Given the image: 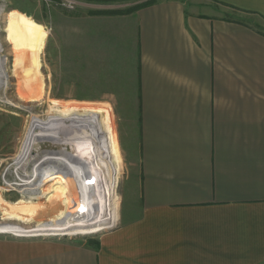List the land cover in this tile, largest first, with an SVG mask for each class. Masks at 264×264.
I'll return each mask as SVG.
<instances>
[{
    "label": "crops",
    "instance_id": "obj_1",
    "mask_svg": "<svg viewBox=\"0 0 264 264\" xmlns=\"http://www.w3.org/2000/svg\"><path fill=\"white\" fill-rule=\"evenodd\" d=\"M76 1L49 31L62 86L114 107L121 224L96 243L0 236V264H264V0Z\"/></svg>",
    "mask_w": 264,
    "mask_h": 264
},
{
    "label": "rangeland",
    "instance_id": "obj_2",
    "mask_svg": "<svg viewBox=\"0 0 264 264\" xmlns=\"http://www.w3.org/2000/svg\"><path fill=\"white\" fill-rule=\"evenodd\" d=\"M59 1L0 0V70L3 72L0 76V98H12L22 102L25 106L23 109H17L5 105L0 101V218L6 213L13 212L12 208L20 204L30 203L29 206L31 207L32 205L42 207L39 216L33 219V222L31 220L29 224L14 221L6 222L7 224L2 226L5 229L0 230V236L32 240L52 239L74 244L96 243L105 233L112 230L113 226L110 227L111 225H115L114 227L118 228L121 224L120 213L123 205L122 187L125 177L130 170V161L126 153L122 151L117 121L113 114V105L85 103V101L79 99L84 96L82 93L84 88L62 86L64 80H66L64 77L66 73L59 71L58 63L61 57L60 55H54V39L48 26L54 13H69L59 5ZM141 1L143 2L144 0H121L115 4L111 3V5L117 6L116 11L123 12L140 5ZM42 16H44L46 25H43L42 20L39 18ZM35 22L46 29L48 33L47 40L42 37L38 38ZM260 26L264 29V23L260 24ZM89 90L91 91V89ZM42 92L45 95L47 94L48 97L41 105L30 107L26 102L22 101L24 97H34ZM70 108H81L83 110H90L93 113L105 109L109 110L113 115L115 132L121 151V160L114 147L113 136L110 130L111 120H108L106 117L104 122L106 125L107 141L110 144L112 152L117 157L114 174L118 173L117 176L119 177L115 200L118 217L115 224H112L113 221L109 218L102 220L101 223H104V225L100 227L103 229L88 235H65L63 232H35L40 223H47L50 219H56L62 216L63 212L68 213L73 208L78 210L77 217L82 222L96 221L98 219L100 221L99 215L110 211L106 197V193H108L107 170L100 166L101 159L98 160L94 156V153H90L89 156H83L84 159L80 157V160L82 159L83 162L80 167L76 164L72 169L59 168L62 177L66 179L69 176L76 181V185L67 182L59 183L62 180L58 179L50 180L48 178L45 180L43 177L39 178L37 175L39 172H36L42 159L46 157H60L61 155L58 152L70 151L69 147L46 144L39 148L40 155L37 159H29L21 165L17 162L31 125L51 124L54 121L49 116L51 113L55 114V112H59L61 109ZM32 114L40 115L41 120L33 122L31 118ZM75 151L76 153L72 156H79V151L76 148ZM131 158L133 159V157ZM102 159L109 162L107 158ZM47 167L48 164L40 166V169L43 171ZM53 175L58 174L47 173L43 176ZM82 176L85 177L79 180L78 178ZM69 191L72 193H69ZM84 202L85 205H88L86 209L83 205ZM67 220L63 222H67ZM76 220L74 219V222ZM1 223L0 221V225ZM12 228L19 229L22 233L12 230ZM8 230L11 231L4 232Z\"/></svg>",
    "mask_w": 264,
    "mask_h": 264
},
{
    "label": "bare ground",
    "instance_id": "obj_3",
    "mask_svg": "<svg viewBox=\"0 0 264 264\" xmlns=\"http://www.w3.org/2000/svg\"><path fill=\"white\" fill-rule=\"evenodd\" d=\"M2 73L3 72L0 70V76L2 75ZM47 97H48L47 94L45 95V93L42 92L34 97H24L22 98V101L26 102L30 107L32 106L35 107L37 105L43 104ZM0 101L5 105L15 107L17 109L25 108L22 102L16 101L12 98H7V97L0 98ZM105 115L106 112H103L102 110L93 113L90 110H83L81 108H70L64 110L61 109L59 112L57 111L55 112V114L51 113V115H49L50 117L53 118L54 120L53 123L45 124V125L32 124L31 128H29L28 134L26 135V140L21 149L20 155L18 156L17 159L18 164L21 165L23 163H26V161H28L29 159H33V160L37 159V157L40 155L39 147L41 145L51 144L58 147H69L70 151L58 152L61 155L60 157L59 156L46 157L45 159H42L40 166L48 164V167L42 171V169H40L39 166L36 172L37 173L39 172L37 174L39 178L43 177L45 178V180L48 178H50V180L58 179V180H62V182L59 183L67 182L76 185L75 183L76 181L71 179L69 176L66 179H64L61 175V171L59 170V168L72 169V167L76 164H78L80 167L83 163L82 159L80 160V157L84 159L83 156L86 155L89 156L90 153H94V156H96L98 160L101 159L100 166L103 167L105 170H107L106 181L108 182L107 185L108 193H106V197L108 200V206H109L108 208H110V211L108 210L109 212L108 213L106 212L107 214L105 212L104 213L102 212L103 214L99 215L101 218L100 221L97 218L98 220L96 221L93 220L90 222L80 221L79 218L77 217L78 210L73 208V210H71L68 213L63 212L62 216L57 217L56 219H50L47 223L46 222L40 223L37 226L38 229L36 228L35 232H63V234L65 235H83V234L88 235V234L96 233L97 230L103 229L100 227L104 225V223H101V221L106 218H109L111 221H113V223L112 222L110 223L115 224V221L117 220L118 217L115 200L117 196L116 188L118 185L119 177L117 176L118 173L114 174V170H115L114 167L115 164H117V160H116L117 157L112 152L110 144L107 141L106 132H105L106 125L104 122ZM31 118L33 122H37L38 120H41V116L38 114H32ZM75 148L79 151V156L77 157L72 156L74 155V153H76ZM102 158L105 159L107 158L109 162L108 161L106 162ZM47 173H56L58 175L43 176L44 174ZM84 177L85 176H82L78 179L80 180L83 179ZM45 180L43 179V181ZM71 191H69V193H72ZM29 204L30 203L28 204L24 203V204H20L19 206H14V208H12L13 212L6 213L4 216H2L0 218V221L2 222L0 225V230L5 229L2 226L7 224L6 222L14 221L18 223L23 222L24 224H29L31 220L33 222V219L39 216V212L42 209V207L33 206V205L31 207L29 206ZM83 205L85 209L88 206L85 205V202L83 203ZM66 219H68L67 222H63ZM74 219H77L76 222H74ZM12 230L22 233L21 230L16 228H12ZM10 231L11 230L4 232H10Z\"/></svg>",
    "mask_w": 264,
    "mask_h": 264
},
{
    "label": "built area",
    "instance_id": "obj_4",
    "mask_svg": "<svg viewBox=\"0 0 264 264\" xmlns=\"http://www.w3.org/2000/svg\"><path fill=\"white\" fill-rule=\"evenodd\" d=\"M59 5L67 11H74L78 6V2L76 0H60ZM112 226L114 227L115 225H111L110 227Z\"/></svg>",
    "mask_w": 264,
    "mask_h": 264
},
{
    "label": "trees",
    "instance_id": "obj_5",
    "mask_svg": "<svg viewBox=\"0 0 264 264\" xmlns=\"http://www.w3.org/2000/svg\"><path fill=\"white\" fill-rule=\"evenodd\" d=\"M154 3H155V1H154V0H151V1L147 2V3H144V4L142 5V7H143V6H150V5H153Z\"/></svg>",
    "mask_w": 264,
    "mask_h": 264
},
{
    "label": "water",
    "instance_id": "obj_6",
    "mask_svg": "<svg viewBox=\"0 0 264 264\" xmlns=\"http://www.w3.org/2000/svg\"><path fill=\"white\" fill-rule=\"evenodd\" d=\"M42 146H44V145H41L40 147H42ZM40 147H39V148H40ZM115 229H116V228H115V227H113L111 231H113V230H115ZM109 232H110V231H109Z\"/></svg>",
    "mask_w": 264,
    "mask_h": 264
}]
</instances>
